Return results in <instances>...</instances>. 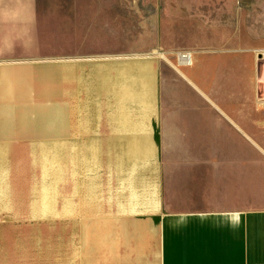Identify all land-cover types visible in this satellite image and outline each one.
Wrapping results in <instances>:
<instances>
[{
	"label": "crops",
	"instance_id": "1",
	"mask_svg": "<svg viewBox=\"0 0 264 264\" xmlns=\"http://www.w3.org/2000/svg\"><path fill=\"white\" fill-rule=\"evenodd\" d=\"M156 2L157 47L189 53L159 62L167 119L147 59L0 65V98L77 97L78 129L53 140L31 116L0 141V234L48 233L56 264H264V0ZM102 72L128 78V110L96 112Z\"/></svg>",
	"mask_w": 264,
	"mask_h": 264
},
{
	"label": "rangeland",
	"instance_id": "2",
	"mask_svg": "<svg viewBox=\"0 0 264 264\" xmlns=\"http://www.w3.org/2000/svg\"><path fill=\"white\" fill-rule=\"evenodd\" d=\"M156 3V0H0V65L147 59L153 63L156 120H162L164 114L167 119L172 114L168 113L171 107L159 105V62L164 64L166 59L189 53L157 47ZM259 64L264 66L262 61ZM65 97L0 98V141L11 140L16 134L14 127L31 121V116L41 115L50 116L49 135L53 140L77 138V97L67 101ZM42 106L49 109L43 111ZM6 108L15 111L3 117ZM64 109L73 111L71 119L69 114H60ZM188 161L189 165H196V160ZM173 162L174 166L180 165V161ZM80 217L76 215V223ZM77 242L79 262L78 236Z\"/></svg>",
	"mask_w": 264,
	"mask_h": 264
},
{
	"label": "bare ground",
	"instance_id": "3",
	"mask_svg": "<svg viewBox=\"0 0 264 264\" xmlns=\"http://www.w3.org/2000/svg\"><path fill=\"white\" fill-rule=\"evenodd\" d=\"M179 56V55H178ZM177 56V57H178ZM179 62L189 63V55L181 54L178 57ZM127 72V68H125ZM98 91H99V101L88 100V108L93 109V103L97 102L95 108L96 112L102 111H116L118 110H128L129 109V98L132 96L128 90V78H118L109 73H101L98 77ZM120 82V85L118 84ZM114 93H112V91ZM133 96L134 107L136 101ZM112 101V102H111ZM152 108L150 109H134L136 112L138 122H147L152 119ZM32 162L34 160H31ZM30 162V159H29ZM16 176L19 178V173L16 170H12L8 175L7 179L3 178V186L7 188L8 193H12L18 196L20 199L24 198V194L28 191L22 189V186L18 180L11 178ZM11 181V182H10ZM13 186L14 188H9ZM11 189V190H10ZM16 211L24 212L26 206H16ZM49 236L48 233H9L0 234V264H56L55 258L49 252ZM32 244H34V256H32Z\"/></svg>",
	"mask_w": 264,
	"mask_h": 264
},
{
	"label": "built area",
	"instance_id": "4",
	"mask_svg": "<svg viewBox=\"0 0 264 264\" xmlns=\"http://www.w3.org/2000/svg\"><path fill=\"white\" fill-rule=\"evenodd\" d=\"M255 60H257L258 62L262 61L264 63V50H261V52H257Z\"/></svg>",
	"mask_w": 264,
	"mask_h": 264
}]
</instances>
